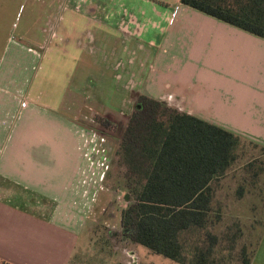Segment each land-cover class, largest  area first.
Here are the masks:
<instances>
[{
  "label": "crops",
  "instance_id": "crops-1",
  "mask_svg": "<svg viewBox=\"0 0 264 264\" xmlns=\"http://www.w3.org/2000/svg\"><path fill=\"white\" fill-rule=\"evenodd\" d=\"M12 1L0 0V264H148L122 220L99 242L88 223L108 144L78 109L127 121L147 96L264 148V38L181 0H26L17 39ZM253 246L249 264H264V224Z\"/></svg>",
  "mask_w": 264,
  "mask_h": 264
},
{
  "label": "trees",
  "instance_id": "trees-1",
  "mask_svg": "<svg viewBox=\"0 0 264 264\" xmlns=\"http://www.w3.org/2000/svg\"><path fill=\"white\" fill-rule=\"evenodd\" d=\"M184 5L264 38V0H181ZM119 143L133 200L122 212L127 236L183 264H220L211 228L215 183L240 159L243 137L141 96ZM225 235L230 250L239 234ZM237 233V234H236ZM242 264H249L243 246Z\"/></svg>",
  "mask_w": 264,
  "mask_h": 264
},
{
  "label": "rangeland",
  "instance_id": "rangeland-1",
  "mask_svg": "<svg viewBox=\"0 0 264 264\" xmlns=\"http://www.w3.org/2000/svg\"><path fill=\"white\" fill-rule=\"evenodd\" d=\"M11 6L14 9L16 8L15 36L18 39V32L26 26L25 22L29 18L31 11L26 0H14ZM25 45L35 48L28 41ZM51 77L53 81L50 80ZM54 80V75L48 76V83L52 82L55 84ZM80 107L83 110L81 108L78 110L89 118L92 117L91 113L93 110L96 115L93 116V121L89 119L80 123H84L85 127H91L90 125L92 124L106 136L102 144H108L106 151L103 152L105 162L103 190H100L97 194V199L88 219V223L95 226L94 236L99 242V240L107 237L108 232L110 235L113 233L112 226L121 224L122 212L133 200L130 192L125 187L127 168L117 151L125 132V125H127L138 107L131 112L127 121L125 118L111 112V115L117 116V119H109L110 122L107 120L106 115L98 111L96 107H94L95 109H90V106L86 105ZM112 108L115 109L114 107ZM239 152L241 155L238 162L223 178L215 183L216 197L214 206L216 210L221 209L223 219L211 230L221 240L214 256L216 259H224L220 264H242L243 246H246L247 257H250L254 248L253 245L259 238L262 225L264 224V148L256 141L244 138ZM99 180L101 179L99 178ZM17 203L22 204L21 202ZM237 229L242 230L241 233L238 231L240 238L235 243L234 249L230 250L228 248L230 243L225 240V235L233 236ZM113 245L115 247L118 246L117 242L116 244L111 243L112 248ZM140 248L148 264H176L172 259L154 252L144 245H140Z\"/></svg>",
  "mask_w": 264,
  "mask_h": 264
}]
</instances>
